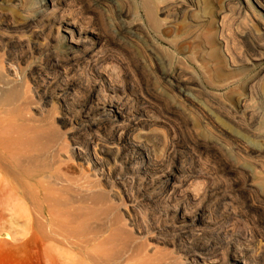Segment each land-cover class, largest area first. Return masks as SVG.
<instances>
[{
  "label": "rangeland",
  "instance_id": "rangeland-1",
  "mask_svg": "<svg viewBox=\"0 0 264 264\" xmlns=\"http://www.w3.org/2000/svg\"><path fill=\"white\" fill-rule=\"evenodd\" d=\"M138 1L0 0V122L57 132L24 177L36 197L0 205V264H93L97 234L32 236L50 191L123 230L111 264H264V0H150L157 29Z\"/></svg>",
  "mask_w": 264,
  "mask_h": 264
},
{
  "label": "bare ground",
  "instance_id": "bare-ground-1",
  "mask_svg": "<svg viewBox=\"0 0 264 264\" xmlns=\"http://www.w3.org/2000/svg\"><path fill=\"white\" fill-rule=\"evenodd\" d=\"M138 5L142 12L141 15L143 16L144 23L155 29L159 28L160 20L156 17V11L151 1L140 0ZM63 29L67 40L77 46L83 45L86 41V37H88V33L82 30L73 21H64ZM8 85V81L0 80V91L5 89V91L2 92L3 95L2 93L0 94V103H13L16 97V91L13 90V88H11V90L7 89ZM56 136L57 132L52 127L44 129L40 125H33L29 119L6 124L0 122V166H2L12 178V180L5 179L8 188L3 187L0 189V205L6 203L7 206H10L12 204L15 209H24L26 200L30 198V194L32 198L36 197L34 191L31 190L32 188H29V182H27L24 177L30 171L28 165L35 160L34 152L45 149L49 144L54 142ZM43 198L48 202L46 215L34 211V219H28V221H32L30 227L32 236L34 238L36 237L35 239H38L40 244L41 241L44 240L62 243L63 239H65L66 241L64 240L63 243L72 249L80 245L77 241H71L70 239L72 237H77L79 240H82L83 238L81 237H84L86 234L94 233L97 234L99 240L87 251L86 255H84V261L88 260L93 264H111L121 258L122 251L126 245L122 240L123 230L119 227L106 230L104 227L92 226L90 221L98 212L87 204L86 200H80L79 206L73 209L70 206L72 201H69L68 198L62 199L61 197L55 196L52 191L45 193ZM94 199L99 201L101 200V196L96 195ZM29 214L30 212H27V216ZM12 217H14V215ZM55 219H58L59 222L56 223ZM106 232H108V234H104ZM59 237H62V239ZM41 248L44 262L47 264H56V259L50 255L48 249L46 247Z\"/></svg>",
  "mask_w": 264,
  "mask_h": 264
}]
</instances>
